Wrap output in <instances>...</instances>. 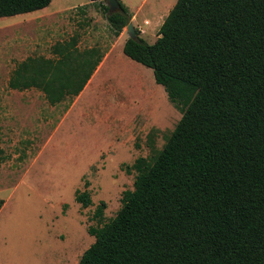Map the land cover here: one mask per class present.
Listing matches in <instances>:
<instances>
[{
  "label": "trees",
  "instance_id": "obj_1",
  "mask_svg": "<svg viewBox=\"0 0 264 264\" xmlns=\"http://www.w3.org/2000/svg\"><path fill=\"white\" fill-rule=\"evenodd\" d=\"M92 1L119 36L126 5ZM51 2L0 0V17ZM135 30L124 53L153 70L182 117L78 264H264V0H177L154 43ZM78 43L76 33L53 57L18 62L8 87L38 89L52 105L78 96L105 56ZM78 200L91 203L87 191Z\"/></svg>",
  "mask_w": 264,
  "mask_h": 264
},
{
  "label": "rangeland",
  "instance_id": "obj_2",
  "mask_svg": "<svg viewBox=\"0 0 264 264\" xmlns=\"http://www.w3.org/2000/svg\"><path fill=\"white\" fill-rule=\"evenodd\" d=\"M56 1L75 7L54 35L41 26L37 44L33 12L0 17V264H78L182 117L153 70L124 53V39L106 64L117 35L99 4ZM154 1L143 9L149 17ZM164 19L142 37L154 43ZM76 33L79 49L96 46L107 56L78 96L52 105L38 89L8 87L18 62L45 56L53 42ZM83 191L87 207L78 200Z\"/></svg>",
  "mask_w": 264,
  "mask_h": 264
},
{
  "label": "crops",
  "instance_id": "obj_3",
  "mask_svg": "<svg viewBox=\"0 0 264 264\" xmlns=\"http://www.w3.org/2000/svg\"><path fill=\"white\" fill-rule=\"evenodd\" d=\"M150 0H122V2L126 5V7L128 9H132L131 10V21L135 27V29H138L140 31V35L143 36L146 32H148L149 30H154V27L156 28V26L158 25V23L161 21L162 18L166 17L169 13V11L171 10V8L174 6V4L172 3H168L167 5H165V1H161V0H157L154 1L151 5V11L154 13V15L152 17H149V13H145L143 11L144 7L149 3ZM62 1H59L57 3L56 2H52L41 9L32 11L34 17H33V21H34V25H35V36L33 37V39L35 40V44L39 43L38 42V35H39V31L42 29L41 26H46V28H49L50 30H53L52 35H54V33L62 30V28L60 27L61 23L64 22L60 21L61 18H64L63 15H68V11L71 10L73 7L75 6H69L67 8H63L62 6ZM88 3H97L100 5V1H92V0H88L86 2H84L83 4H88ZM163 4L164 6L162 8H160L159 4ZM176 3V2H175ZM80 4V5H83ZM60 6V7H59ZM79 6V5H76ZM168 7V8H167ZM167 8V9H166ZM166 9V10H165ZM39 12V13H36ZM98 12L97 10L95 11V13ZM94 13V12H92ZM141 13L143 15H141ZM79 34V33H77ZM81 35V34H79ZM73 36V35H72ZM71 37V36H70ZM69 38H62L60 40H57L55 42H53L51 44V48L52 46L59 42V41H64V40H68ZM117 37V42L113 43L109 53L107 54L108 58L105 59L103 58V60L101 61V63L99 64V66L97 67V69L95 70V72L93 73V75L91 76L90 80H92V78L94 77V75L96 74V72L98 71V69L100 68V66L103 64L104 59L106 60V64H107V60L110 58V54L112 53V50L114 49V47H116V45L118 44V41L120 39H124L125 41L127 40V38L129 37V34L127 32L126 27L124 28V30L121 32V34ZM80 38V36H79ZM80 43L81 41H79L78 43V47H80ZM92 47V46H90ZM43 53V52H41ZM39 53L38 55H33V56H41L43 54ZM53 53L50 51L49 53L45 54V57H53ZM88 81V82H89ZM88 84V83H87ZM86 87V86H85ZM64 121H61V125L63 124Z\"/></svg>",
  "mask_w": 264,
  "mask_h": 264
},
{
  "label": "water",
  "instance_id": "obj_4",
  "mask_svg": "<svg viewBox=\"0 0 264 264\" xmlns=\"http://www.w3.org/2000/svg\"><path fill=\"white\" fill-rule=\"evenodd\" d=\"M106 3L109 6L110 12H117L121 10V5L118 0H106ZM126 29L130 37H136V30L132 22L127 25Z\"/></svg>",
  "mask_w": 264,
  "mask_h": 264
}]
</instances>
